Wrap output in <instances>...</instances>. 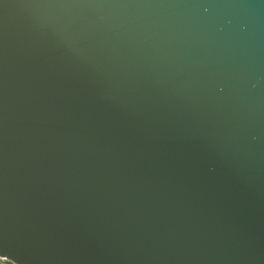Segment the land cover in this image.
<instances>
[{"label":"water","instance_id":"1","mask_svg":"<svg viewBox=\"0 0 264 264\" xmlns=\"http://www.w3.org/2000/svg\"><path fill=\"white\" fill-rule=\"evenodd\" d=\"M0 257L264 264V0H0Z\"/></svg>","mask_w":264,"mask_h":264},{"label":"built area","instance_id":"2","mask_svg":"<svg viewBox=\"0 0 264 264\" xmlns=\"http://www.w3.org/2000/svg\"><path fill=\"white\" fill-rule=\"evenodd\" d=\"M0 264H13V263H11L10 261L6 260L3 257H0Z\"/></svg>","mask_w":264,"mask_h":264}]
</instances>
